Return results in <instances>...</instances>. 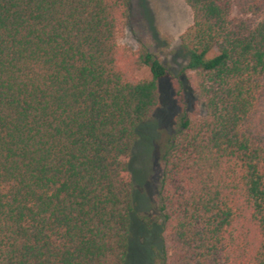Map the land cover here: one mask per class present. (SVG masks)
<instances>
[{
    "label": "trees",
    "instance_id": "16d2710c",
    "mask_svg": "<svg viewBox=\"0 0 264 264\" xmlns=\"http://www.w3.org/2000/svg\"><path fill=\"white\" fill-rule=\"evenodd\" d=\"M184 2L179 110L134 220L128 162L169 73L118 45L129 0H0V264H127L135 224L149 264H264V0Z\"/></svg>",
    "mask_w": 264,
    "mask_h": 264
},
{
    "label": "rangeland",
    "instance_id": "374dc122",
    "mask_svg": "<svg viewBox=\"0 0 264 264\" xmlns=\"http://www.w3.org/2000/svg\"><path fill=\"white\" fill-rule=\"evenodd\" d=\"M191 22V11L184 0H129L128 12L116 35L120 47L135 50L144 45L169 73L158 81L159 106L151 120L137 129L138 140L128 162L136 191L134 220L152 209L159 174L158 160L179 110L171 81L185 64L179 36ZM135 75L149 77V71L143 68ZM260 111L264 118V99ZM133 244L127 264H149L151 247L157 245L156 232L145 233L135 224Z\"/></svg>",
    "mask_w": 264,
    "mask_h": 264
}]
</instances>
